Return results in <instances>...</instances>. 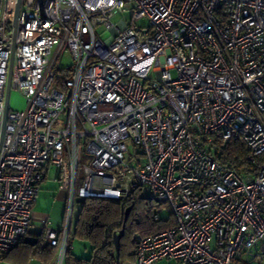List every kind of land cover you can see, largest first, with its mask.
I'll return each mask as SVG.
<instances>
[{"label":"built area","instance_id":"built-area-1","mask_svg":"<svg viewBox=\"0 0 264 264\" xmlns=\"http://www.w3.org/2000/svg\"><path fill=\"white\" fill-rule=\"evenodd\" d=\"M17 2L0 0V130ZM11 90L26 106L8 104L0 145V253L27 236L51 164L66 191L51 264L76 201L136 188L173 224L137 235L134 264H264V0H20ZM230 141L255 173L216 157Z\"/></svg>","mask_w":264,"mask_h":264},{"label":"trees","instance_id":"trees-1","mask_svg":"<svg viewBox=\"0 0 264 264\" xmlns=\"http://www.w3.org/2000/svg\"><path fill=\"white\" fill-rule=\"evenodd\" d=\"M54 71V84L59 89H63L64 80L69 76V69L62 67ZM247 154V148L242 143L230 141L221 146V153L216 157L241 175L255 173V167L247 161ZM147 201L139 195L138 188L128 197L120 200L99 197L79 200L80 209L71 228L69 240L70 237L86 240L90 245V251L86 255H77L71 249L69 242L65 264H115L113 235L122 228L124 234L120 240L119 264H125L126 261L134 264V245L137 237L134 234H148L173 224L170 212L165 218L159 220L152 218L153 209L158 208L157 205L151 206L146 211L139 210V206ZM129 206L131 210L125 220V210ZM22 243L21 240L14 248ZM43 250L53 260L56 247L47 244Z\"/></svg>","mask_w":264,"mask_h":264},{"label":"crops","instance_id":"crops-1","mask_svg":"<svg viewBox=\"0 0 264 264\" xmlns=\"http://www.w3.org/2000/svg\"><path fill=\"white\" fill-rule=\"evenodd\" d=\"M50 171H53L54 173L52 178L49 176ZM57 176L58 169L55 166L47 164L44 167L42 178L38 184L39 190L37 198L31 207L32 226L42 228V232L37 237V242L35 244H28L22 240L23 243L13 250L6 253H0V264H51L52 260L49 258L45 250H43L47 245L43 240V229L48 225L49 218L48 211L45 209V198L46 200L53 198L55 201H59L63 204L61 222L57 226L59 228L64 214L66 191L60 188L59 183L56 180ZM39 194L42 195L39 196ZM71 249L73 250L72 247Z\"/></svg>","mask_w":264,"mask_h":264},{"label":"rangeland","instance_id":"rangeland-1","mask_svg":"<svg viewBox=\"0 0 264 264\" xmlns=\"http://www.w3.org/2000/svg\"><path fill=\"white\" fill-rule=\"evenodd\" d=\"M124 16L125 19L129 17L127 12H124ZM144 22L143 21H139L137 24L142 25ZM71 63V58L68 52L63 53L62 56L60 57V59L57 61L54 70H56L57 68H62V67H66L67 65H69ZM26 106V101L24 99V97L16 90H11L10 94H9V107L10 109H14V110H22L24 109ZM127 144V152L125 153V157L127 159V161L129 162V164H132V160H133V155L135 152H139V150H137V148L135 146H133V143L131 140H127L126 141ZM141 157V155H140ZM142 161L143 158H142ZM53 171H50V177L52 178L53 176ZM42 194H39V196H41ZM156 204L147 201L144 204H141L139 206V210L142 211H146L147 209H150V207L154 206ZM162 210L159 212L160 217L161 218H165L168 214H169V209L166 205L162 206ZM45 209H47L48 211V225L54 229H57L58 225L61 222V217H62V209H63V204L59 201H55V199L53 198H49V200H46L45 198ZM80 209V204L76 201L75 203V210H74V215H73V225L74 222L76 220L77 214L79 212ZM156 209V208H154ZM153 209V210H154ZM72 225V227H73ZM134 235H139V233H136ZM70 245L73 248V251L77 254V255H84L87 254L90 251V245L86 240H80L79 238H72L70 237ZM125 264H133L131 261H126Z\"/></svg>","mask_w":264,"mask_h":264},{"label":"water","instance_id":"water-1","mask_svg":"<svg viewBox=\"0 0 264 264\" xmlns=\"http://www.w3.org/2000/svg\"><path fill=\"white\" fill-rule=\"evenodd\" d=\"M20 5V0H18L14 12V19H13V33H12V43L10 47V60H9V67H8V74H7V81H6V86H5V97H4V113H3V118H2V125H1V130H0V145L2 142V137H3V132H4V126L6 122V112L8 110V104H9V94H10V77H11V68H12V63H13V55H14V47H15V37H16V29H17V15H18V8ZM131 210V207H127L125 210L124 214V219L126 220L129 212ZM42 232L41 227L37 226H32L29 231L27 236L23 239V242L28 243V244H35L37 242V237L40 235ZM124 234V228H122L118 233H114L113 235V243L115 247V257L116 261L115 264H119V250H120V240Z\"/></svg>","mask_w":264,"mask_h":264}]
</instances>
